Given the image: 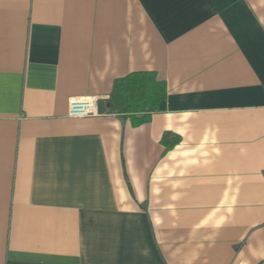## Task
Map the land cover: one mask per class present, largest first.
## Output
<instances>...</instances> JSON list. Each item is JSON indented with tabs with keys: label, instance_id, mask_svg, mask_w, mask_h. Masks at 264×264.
<instances>
[{
	"label": "crops",
	"instance_id": "obj_1",
	"mask_svg": "<svg viewBox=\"0 0 264 264\" xmlns=\"http://www.w3.org/2000/svg\"><path fill=\"white\" fill-rule=\"evenodd\" d=\"M263 172L264 0H0V264H264Z\"/></svg>",
	"mask_w": 264,
	"mask_h": 264
},
{
	"label": "trees",
	"instance_id": "obj_2",
	"mask_svg": "<svg viewBox=\"0 0 264 264\" xmlns=\"http://www.w3.org/2000/svg\"><path fill=\"white\" fill-rule=\"evenodd\" d=\"M165 88L151 73L130 74L116 80L110 96L99 102V110L108 113L135 116L137 123H145L157 104L165 98Z\"/></svg>",
	"mask_w": 264,
	"mask_h": 264
},
{
	"label": "built area",
	"instance_id": "obj_3",
	"mask_svg": "<svg viewBox=\"0 0 264 264\" xmlns=\"http://www.w3.org/2000/svg\"><path fill=\"white\" fill-rule=\"evenodd\" d=\"M98 107L99 100L97 98H72L68 101L67 115L70 118L96 117L100 115Z\"/></svg>",
	"mask_w": 264,
	"mask_h": 264
}]
</instances>
